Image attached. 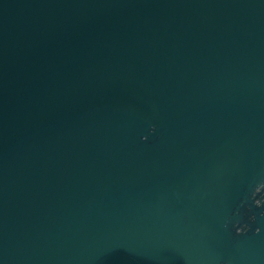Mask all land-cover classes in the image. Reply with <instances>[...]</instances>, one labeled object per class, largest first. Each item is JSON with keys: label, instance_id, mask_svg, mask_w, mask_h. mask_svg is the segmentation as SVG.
<instances>
[{"label": "water", "instance_id": "water-1", "mask_svg": "<svg viewBox=\"0 0 264 264\" xmlns=\"http://www.w3.org/2000/svg\"><path fill=\"white\" fill-rule=\"evenodd\" d=\"M0 264H264V0H0Z\"/></svg>", "mask_w": 264, "mask_h": 264}]
</instances>
